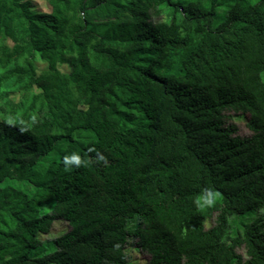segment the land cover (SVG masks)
Here are the masks:
<instances>
[{"label":"trees","instance_id":"16d2710c","mask_svg":"<svg viewBox=\"0 0 264 264\" xmlns=\"http://www.w3.org/2000/svg\"><path fill=\"white\" fill-rule=\"evenodd\" d=\"M47 2L0 0V264H264V0Z\"/></svg>","mask_w":264,"mask_h":264},{"label":"rangeland","instance_id":"374dc122","mask_svg":"<svg viewBox=\"0 0 264 264\" xmlns=\"http://www.w3.org/2000/svg\"><path fill=\"white\" fill-rule=\"evenodd\" d=\"M23 1H29L32 5V7L41 13H48L50 12V6L47 2V0H23ZM166 14L162 12L159 16L154 17V20L161 21L165 20ZM44 67V64L42 62H37V69L40 71ZM61 71L65 72L67 69L64 66H61L59 68ZM14 100L17 99V96H13ZM224 115L226 117V123L232 124L236 127V133L235 135L240 137H247L250 135V132L245 127V122L247 119V114H240V113H233L231 111L224 112ZM258 216L262 219L264 223V208L258 212ZM214 223V216H212L210 219L206 220L204 223L205 228H210ZM68 230V225L64 221L55 220L52 223L51 230L48 234L41 235L40 240L46 241V240H52L63 233H65ZM235 252L239 255L245 256L244 249L242 247L237 248ZM124 253L126 255V264H146L148 256L141 252L137 246L135 245V241L133 239H128L127 244L124 249Z\"/></svg>","mask_w":264,"mask_h":264},{"label":"clouds","instance_id":"9594fccd","mask_svg":"<svg viewBox=\"0 0 264 264\" xmlns=\"http://www.w3.org/2000/svg\"><path fill=\"white\" fill-rule=\"evenodd\" d=\"M217 195H219L218 193H217ZM210 206V205H209Z\"/></svg>","mask_w":264,"mask_h":264}]
</instances>
